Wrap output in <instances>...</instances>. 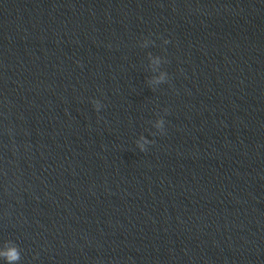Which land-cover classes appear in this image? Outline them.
Instances as JSON below:
<instances>
[{
    "label": "clouds",
    "instance_id": "1",
    "mask_svg": "<svg viewBox=\"0 0 264 264\" xmlns=\"http://www.w3.org/2000/svg\"><path fill=\"white\" fill-rule=\"evenodd\" d=\"M165 43L167 44L169 43V41L165 39ZM156 82L157 83L164 82V77L161 76L160 78L157 79ZM91 103L93 104L95 110L98 112L101 110L102 107H104V105H102L101 101L98 99H93ZM165 112H167L166 109ZM155 127L159 129L158 134L161 135L164 134L165 120L163 117H161L159 120L156 121ZM142 139L144 138L142 137ZM145 143L152 144L154 143V141L145 139ZM139 148L141 152L146 151L144 144H139ZM4 243H5V250L0 251V258H3L5 260V264H18V262L21 260V253L19 247L12 241H5Z\"/></svg>",
    "mask_w": 264,
    "mask_h": 264
}]
</instances>
